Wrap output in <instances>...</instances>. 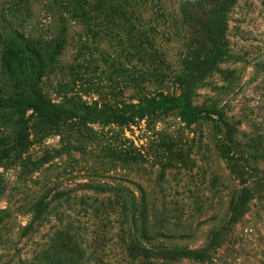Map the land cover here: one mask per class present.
Wrapping results in <instances>:
<instances>
[{"label": "trees", "instance_id": "trees-1", "mask_svg": "<svg viewBox=\"0 0 264 264\" xmlns=\"http://www.w3.org/2000/svg\"><path fill=\"white\" fill-rule=\"evenodd\" d=\"M236 2L0 0V200L8 202L0 208V227L15 215L28 217L24 232L42 226L58 197L50 201L42 197L24 211L15 208L4 174L27 181L39 170L29 155L34 138L55 135L61 138L62 151L97 158L100 167L91 170L94 174L79 185V191L107 194L112 200L89 203L92 197L81 195V205L103 224H117L127 264L212 262L246 207L247 181L224 114L194 108L191 97L226 57L228 17ZM177 36L193 39L185 52L178 48ZM169 44L176 46L174 52ZM71 46L77 51L78 66L73 67L70 81L61 79L53 86L52 80L62 77L63 59ZM104 81L122 82L124 92L104 98ZM171 86L179 93L167 92ZM125 88L130 94H125ZM86 93L100 100L89 102L84 99ZM175 111L186 124L213 123L220 139L218 154L230 175L243 184L200 245L193 244L187 232L176 234L156 226L153 204L143 188L132 180L134 187L127 186L111 176L119 165L136 164L140 158L125 136L105 137L100 129L129 127ZM83 254V250L77 252L76 264H85ZM45 258L42 251L35 264H46Z\"/></svg>", "mask_w": 264, "mask_h": 264}, {"label": "rangeland", "instance_id": "rangeland-1", "mask_svg": "<svg viewBox=\"0 0 264 264\" xmlns=\"http://www.w3.org/2000/svg\"><path fill=\"white\" fill-rule=\"evenodd\" d=\"M228 26L226 57L199 84L191 103L202 110H221L229 123L239 166L245 171L247 204L231 225L233 235L221 242L209 264H264V0H237ZM190 38L177 36L182 52L191 46ZM169 46L174 52L176 46ZM76 57L71 46L63 59V78H54L53 86L58 80H71L73 67L78 66ZM103 86L106 98L124 92L125 84L104 81ZM174 91L179 93L173 86L167 90ZM84 99L100 100L90 93ZM100 129L105 137L125 136L140 158L139 163L119 165L111 176L124 180L127 186L134 187L129 183L132 180L143 188L153 204L156 226L176 234L187 232L193 244H203L209 231L220 223L227 201L243 185L230 175L218 154L220 139L213 123L186 124L175 111L129 127ZM61 148L59 136L35 137L29 155L39 165L38 172L27 181L4 174L15 208L24 211L42 197L49 201L58 198L36 231H23L28 217L21 215L0 227V264H35L42 251L46 264H76L79 250H83L85 264H127L117 224H103L81 205V195L92 197L89 203L112 200L107 194L79 191V185L89 182L94 174L91 170L100 167L97 158ZM62 192L68 194L60 197ZM7 204L6 199L0 200V208ZM154 262L199 264L188 260Z\"/></svg>", "mask_w": 264, "mask_h": 264}]
</instances>
